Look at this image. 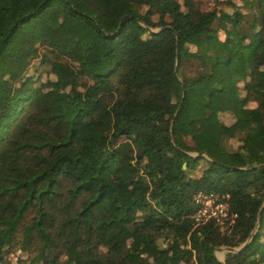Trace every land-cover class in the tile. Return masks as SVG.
Returning a JSON list of instances; mask_svg holds the SVG:
<instances>
[{
    "label": "trees",
    "instance_id": "obj_1",
    "mask_svg": "<svg viewBox=\"0 0 264 264\" xmlns=\"http://www.w3.org/2000/svg\"><path fill=\"white\" fill-rule=\"evenodd\" d=\"M242 1L0 0V264H264V0ZM199 191L228 217L196 224Z\"/></svg>",
    "mask_w": 264,
    "mask_h": 264
},
{
    "label": "built area",
    "instance_id": "obj_2",
    "mask_svg": "<svg viewBox=\"0 0 264 264\" xmlns=\"http://www.w3.org/2000/svg\"><path fill=\"white\" fill-rule=\"evenodd\" d=\"M228 195L219 193L199 191L194 196V203L197 205L193 218L196 224L208 220L221 221L229 215Z\"/></svg>",
    "mask_w": 264,
    "mask_h": 264
},
{
    "label": "rangeland",
    "instance_id": "obj_3",
    "mask_svg": "<svg viewBox=\"0 0 264 264\" xmlns=\"http://www.w3.org/2000/svg\"><path fill=\"white\" fill-rule=\"evenodd\" d=\"M202 2V7L204 10H207L208 8L212 7V5L214 4V0H200ZM235 2L237 3V5H242L243 4V1L242 0H235ZM228 8L225 6V4H219V8ZM229 9V8H228ZM232 9H230L231 11ZM224 36V35H223ZM36 60V59H35ZM33 60L32 63H31V67L29 68L28 70V73H31V74H39L41 73V79H45L47 74L45 73L46 71V68L47 66H44V65H38V63ZM240 86H242V83H240ZM242 95H244V91L241 89L240 90ZM247 106L248 107H254L255 106V103L253 101H250L247 103ZM219 118L222 122H224L225 124H230L234 121V117L231 113H221L219 115ZM231 144L236 147L238 145V142L235 140V139H232L231 140ZM20 254V251L16 250L14 252H11L10 254H6L5 256L8 258V260L10 261H15V259L17 258V256ZM216 255L219 259H222L223 258V254L222 252L220 251H216Z\"/></svg>",
    "mask_w": 264,
    "mask_h": 264
},
{
    "label": "water",
    "instance_id": "obj_4",
    "mask_svg": "<svg viewBox=\"0 0 264 264\" xmlns=\"http://www.w3.org/2000/svg\"><path fill=\"white\" fill-rule=\"evenodd\" d=\"M158 31V29H156V30H154V31H152V32H157ZM183 167H185V165H183ZM259 214H260V212H259ZM246 243L247 242H245L244 244H243V246H241L240 248H232V247H219V248H217L216 249V251H220V252H224V251H229V252H237V251H239L240 249H242L245 245H246Z\"/></svg>",
    "mask_w": 264,
    "mask_h": 264
}]
</instances>
